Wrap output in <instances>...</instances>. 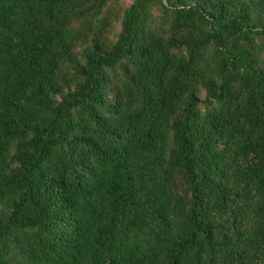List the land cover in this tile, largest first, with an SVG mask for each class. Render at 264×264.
Returning <instances> with one entry per match:
<instances>
[{"label": "trees", "instance_id": "trees-1", "mask_svg": "<svg viewBox=\"0 0 264 264\" xmlns=\"http://www.w3.org/2000/svg\"><path fill=\"white\" fill-rule=\"evenodd\" d=\"M0 264H264V0H0Z\"/></svg>", "mask_w": 264, "mask_h": 264}, {"label": "rangeland", "instance_id": "rangeland-1", "mask_svg": "<svg viewBox=\"0 0 264 264\" xmlns=\"http://www.w3.org/2000/svg\"><path fill=\"white\" fill-rule=\"evenodd\" d=\"M121 2L126 5L130 2V0H121Z\"/></svg>", "mask_w": 264, "mask_h": 264}]
</instances>
